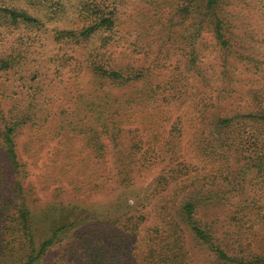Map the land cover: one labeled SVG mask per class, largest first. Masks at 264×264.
<instances>
[{"label":"trees","instance_id":"trees-1","mask_svg":"<svg viewBox=\"0 0 264 264\" xmlns=\"http://www.w3.org/2000/svg\"><path fill=\"white\" fill-rule=\"evenodd\" d=\"M21 2L0 0V264H42L55 248L50 264H201L195 250L264 264V248L224 236L218 214L239 199L232 216L257 211L264 232V199L247 201L245 188L264 186V0ZM45 42L68 48L47 55ZM172 49L179 73L163 61ZM25 128L82 136L93 159L111 156L116 189L159 167L152 194L170 192L162 206L117 205L101 219L41 209L18 152Z\"/></svg>","mask_w":264,"mask_h":264},{"label":"rangeland","instance_id":"rangeland-1","mask_svg":"<svg viewBox=\"0 0 264 264\" xmlns=\"http://www.w3.org/2000/svg\"><path fill=\"white\" fill-rule=\"evenodd\" d=\"M15 1L19 4V1L21 2L22 0ZM255 38L256 40H262L264 35L260 31L255 34ZM257 44H255L257 47L262 46V43ZM55 46V43L45 42L44 48H46L47 55L58 51L64 52L68 48L67 45L63 44L56 48ZM32 50L34 51L33 56L36 55L37 50L34 47ZM38 50H40L39 47ZM172 52L171 58L163 61L165 64H176V73H179L183 71L182 63L179 62L180 56L175 54L173 49ZM63 71L65 74L70 75L72 79L73 72H68L69 68L67 66ZM63 78L65 81L70 80L68 76ZM64 84L66 83L60 84V90L47 92L48 95L52 97L60 95ZM181 111L182 109L179 110V112ZM164 130L161 129L162 132ZM166 135L163 132L160 138L164 141ZM191 138L192 132L189 130L186 134V139L191 140ZM17 141L18 152L22 161L27 164L29 183H32L35 188L41 209L49 208L52 205L62 208L79 206L83 212L86 208H89L91 214H95L98 216L97 219H101L102 213L109 209L110 211L115 210L117 205L125 209L128 205L142 204L148 210L162 206L164 204L163 196L170 192L169 188L163 194H152L151 187L153 184L151 183L159 174V167L143 170L141 175H138L137 182L133 187L116 189L109 178L111 176V156L108 163L93 159L89 155L88 150L85 149L83 137L79 134L78 136L70 134V136L66 137L61 134L56 135L54 129L25 128L21 134L19 133ZM193 155H195L194 152ZM245 188H247L249 198L247 201L261 199V204H263L264 186L259 180L255 182V179H251ZM238 201L239 199H233L228 207L221 209L222 213L218 212L220 217L219 229L224 236L230 235L233 241L238 242L244 250L252 252L262 251L261 249L264 247L260 246L259 241L264 236V232L260 229L256 217L257 211L253 210V212H248V214L244 211L237 216L238 218L236 216V218L233 217L231 211L238 206ZM259 203L256 206L260 205ZM241 207H245V202L241 201ZM152 219L156 220V217L154 216ZM106 226L113 229V227L108 225L101 226L99 229L103 230ZM142 232L144 235L145 232ZM140 238L142 236L135 237V245L140 244ZM121 241L123 244L128 243V238H122ZM194 252H196V257L201 261V264H217L214 261L211 262L203 251L195 250ZM57 255L58 250L55 248L50 251L42 264L52 263ZM134 259L135 255H133V261Z\"/></svg>","mask_w":264,"mask_h":264}]
</instances>
